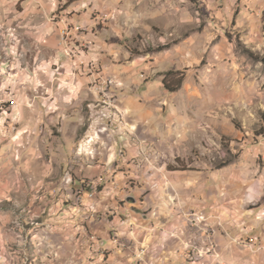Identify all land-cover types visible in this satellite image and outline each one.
I'll list each match as a JSON object with an SVG mask.
<instances>
[{"label": "rangeland", "instance_id": "obj_1", "mask_svg": "<svg viewBox=\"0 0 264 264\" xmlns=\"http://www.w3.org/2000/svg\"><path fill=\"white\" fill-rule=\"evenodd\" d=\"M171 71L172 87L182 79L174 92L163 85ZM131 98L143 110L118 107ZM63 143L90 147L97 166L115 169L124 157L148 166L127 182L130 191L123 188L134 200L160 188L175 207L188 204L185 216L193 199L209 194L252 196L250 209L257 207L264 199V0H0V145L21 149L4 171L9 193L34 196L35 210L65 189L84 196L75 169L70 188H54L58 170L32 161L31 147L42 162L44 151ZM95 182L90 193L110 191L106 180Z\"/></svg>", "mask_w": 264, "mask_h": 264}, {"label": "crops", "instance_id": "obj_2", "mask_svg": "<svg viewBox=\"0 0 264 264\" xmlns=\"http://www.w3.org/2000/svg\"><path fill=\"white\" fill-rule=\"evenodd\" d=\"M63 52L69 54L68 50ZM97 80L98 77L94 82ZM92 94L96 97V93ZM49 100L56 103L62 99L52 96ZM9 102L18 106L16 99ZM96 102H100V96L91 105L96 106ZM118 107L132 114L143 110L136 98L121 100ZM99 111L100 108L92 110L98 112L97 117ZM66 113L69 116V111L62 114ZM96 136L91 134L93 139ZM124 143L132 146L127 139ZM88 148L52 145L44 151L41 162V151L31 147L36 168L42 164L50 172L58 170L60 179L54 188L60 183L70 188L74 169L75 183L87 184L81 198L65 189L62 194H50L45 200L47 206L41 204L42 208L35 210L34 196L9 193L10 180L4 173L16 162L13 153L21 149L0 145V254L5 256L2 264H264V199L250 209L252 196L224 195L216 199L209 194L207 199H193L190 215L185 216L181 211L188 204L175 207V197L160 188L141 200L126 195L123 188L131 190L127 182L149 170L148 166L136 165L133 158L125 157L115 169L90 164L93 152ZM148 175L153 177L152 173ZM101 179L106 180L110 191L100 187L96 199H90L88 188ZM155 185L162 184L158 181ZM261 188L264 191L263 185ZM124 200L126 203L120 207ZM28 215L27 221L24 218ZM205 227L212 235H207ZM85 230L97 237L105 255L97 253ZM246 236L250 237L248 246L243 242ZM117 237L118 242L114 241Z\"/></svg>", "mask_w": 264, "mask_h": 264}, {"label": "built area", "instance_id": "obj_3", "mask_svg": "<svg viewBox=\"0 0 264 264\" xmlns=\"http://www.w3.org/2000/svg\"><path fill=\"white\" fill-rule=\"evenodd\" d=\"M95 89H97L98 92V83H95ZM92 187L94 188V185H92ZM115 187H118V184H115ZM95 196H97V190L94 189V191L92 190L91 193H89V198L93 199L95 198ZM87 233V236L90 240V242L92 243V245H94L97 248V253H99L100 255H105L106 254V250L102 249L100 247L101 244H99V240L97 239L96 236L92 235L91 233L87 232V230H85ZM114 241L118 242V237L116 239H114ZM5 259L3 258V261ZM3 262H0V264H2Z\"/></svg>", "mask_w": 264, "mask_h": 264}, {"label": "trees", "instance_id": "obj_4", "mask_svg": "<svg viewBox=\"0 0 264 264\" xmlns=\"http://www.w3.org/2000/svg\"><path fill=\"white\" fill-rule=\"evenodd\" d=\"M161 50H163V49H161ZM175 74V72H167V73H165V77H164V79H163V85H164V87H165V89L166 90H168V91H170V92H174V91H176V90H178L180 87H181V83H182V79L179 81V83L176 85V86H174V87H172L171 85V77L173 76ZM169 168V170H170V168H176V167H174V165H173V167L172 166H169L168 167ZM175 170H180V171H182L181 169H175ZM83 186V189L85 190L86 189V185L85 184H83L82 185Z\"/></svg>", "mask_w": 264, "mask_h": 264}, {"label": "bare ground", "instance_id": "obj_5", "mask_svg": "<svg viewBox=\"0 0 264 264\" xmlns=\"http://www.w3.org/2000/svg\"><path fill=\"white\" fill-rule=\"evenodd\" d=\"M4 256L0 254V261L3 262Z\"/></svg>", "mask_w": 264, "mask_h": 264}]
</instances>
